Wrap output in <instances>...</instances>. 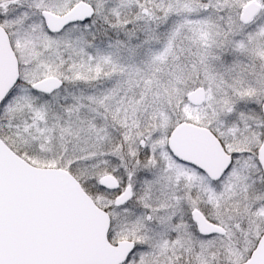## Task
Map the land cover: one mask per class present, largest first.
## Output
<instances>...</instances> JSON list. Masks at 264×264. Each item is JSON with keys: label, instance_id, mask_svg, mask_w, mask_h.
Segmentation results:
<instances>
[{"label": "snow or ice", "instance_id": "1", "mask_svg": "<svg viewBox=\"0 0 264 264\" xmlns=\"http://www.w3.org/2000/svg\"><path fill=\"white\" fill-rule=\"evenodd\" d=\"M0 264H264V0H0Z\"/></svg>", "mask_w": 264, "mask_h": 264}]
</instances>
